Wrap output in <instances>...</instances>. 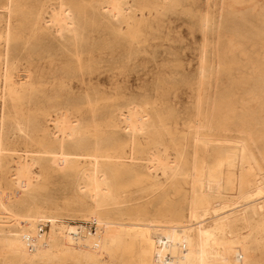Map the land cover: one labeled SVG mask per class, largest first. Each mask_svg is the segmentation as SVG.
<instances>
[{
    "label": "rangeland",
    "instance_id": "1",
    "mask_svg": "<svg viewBox=\"0 0 264 264\" xmlns=\"http://www.w3.org/2000/svg\"><path fill=\"white\" fill-rule=\"evenodd\" d=\"M114 3L118 10L111 9ZM4 27H10L5 48L17 74L28 72L31 79L17 85L18 96L0 83V264H47L28 251L24 259L15 258L4 238L29 228L43 236L35 243L47 240L51 222L76 226L81 240L104 228L131 239L121 233L146 219L180 232L209 226L230 212L240 216L246 204L236 198L237 182L226 185L224 161L227 150L240 142L263 170L252 163L247 172L238 161L237 174L241 167L244 177L255 173L264 188V0H0L1 33ZM38 72L44 74L40 80ZM62 99L68 123L74 129L88 125L65 136L64 150L83 151L72 146L75 135L91 149L97 135L102 146L117 153L102 159L120 161L110 180L115 199L97 207L101 223L91 215V199L85 197V207L75 200L78 193L88 194L83 179L63 168H42L52 155L28 149L44 125L57 133L54 120L40 122L38 112L48 110L55 119ZM92 111L98 129L90 126ZM132 112L142 118L137 131L125 128ZM77 117L83 118L80 126ZM111 117L118 127L104 126ZM30 158L34 163L18 173L19 164ZM220 160L221 192L202 214L193 205V194L203 191L194 171L199 168L204 178ZM20 178L26 186H17ZM253 198L261 202L264 193ZM31 202L43 213L32 229L8 216ZM252 219L264 223L262 214ZM257 237L255 230L249 234L250 260L264 264V244L259 246ZM130 248L101 252L95 264L135 263L136 241ZM50 260L90 264L68 257Z\"/></svg>",
    "mask_w": 264,
    "mask_h": 264
},
{
    "label": "bare ground",
    "instance_id": "2",
    "mask_svg": "<svg viewBox=\"0 0 264 264\" xmlns=\"http://www.w3.org/2000/svg\"><path fill=\"white\" fill-rule=\"evenodd\" d=\"M111 9L118 10V5L114 3L111 5ZM10 38V27H4L3 33L0 32V83H3L9 95L18 96L19 90L17 89V85L21 86L30 83L31 74L28 72L26 74H17L18 67L13 61V58L11 59L8 54L7 48H5ZM43 76L44 74L42 72H38L36 77L40 80ZM62 77L63 75H60V78ZM23 78H25L24 81H22ZM61 86L62 88L64 87L63 82ZM63 103H65V99H62L61 105L59 104L56 107L60 115H57L58 117L55 119L50 118L48 110L38 112L40 122L54 120L53 127L56 128L57 133H54L48 126L44 125L40 128L38 134L33 135V140L30 141L34 147L28 149L36 153L52 155L49 158L48 165H41L42 168H63L69 171L75 178L79 177L83 179V188L88 194L84 196L78 193L74 196L75 200L80 203V206L85 207V197L91 199L93 201L91 215L94 216L97 222L101 223L99 218L101 211L97 207L102 205L107 199H115L111 193L113 187L110 180L118 169L120 161L117 160L113 163H107V160L102 159V157H114L117 153L112 152V146H102L100 144V138L97 135L93 136L91 149L86 148L85 142L79 135H75L70 142L74 148L82 147L83 151L66 152L64 150L63 142L66 141L65 136H73V133L80 134L82 131L84 132V129L88 125L80 126L83 118L77 117L76 120L80 127L74 129L68 123L65 113L62 112L65 111ZM95 116L96 113L92 111V123L90 126L98 129L100 125L94 121ZM141 120L142 118L139 114H133V112L128 113L126 115L125 128L127 127L132 131H137L140 129L139 125ZM104 126H113L116 128L119 126V123L111 117ZM16 129H21L18 124L16 125ZM196 136L199 142L203 145L206 144V141L201 135L196 133ZM24 145L25 147H29L27 144ZM11 149L16 150L15 147ZM32 159L30 158L29 162L27 160L21 162L17 168V172L24 174L29 169V166L34 163ZM224 161L226 164V185L232 186L234 182H237L240 185V189L238 190L236 198L243 199L244 204H246L242 214L238 217L231 215L230 212L216 218L209 226L200 225L196 228L180 230V232L174 230L171 226L156 224L154 221L146 219L132 224L130 223L127 230L121 233L125 236H131V239H120L117 234L104 228V230L100 232L96 231L95 234L87 235V237H83L84 239L81 240L77 236L76 226L65 224L56 227L51 222L47 240L35 243L37 238L42 239L43 236L37 234L36 229L31 232L28 228L27 230L21 229L18 233H9L5 236L4 241L15 258L24 259L28 251L31 255H37L39 259L47 261V264H50V259L54 257H57L59 260H64L66 257L78 260L85 259L90 264H95V260L101 252L107 254L112 250L115 252H121L124 249L130 251L133 241H136L135 255L137 261L135 263L129 261L127 264H162L159 256L165 252L172 254L177 264H253L250 260L252 244L248 241L249 234L255 230V234L258 236L255 238V241L259 246L264 244V223L256 221L251 223L254 214L264 215V198L261 202H256V199L258 200L259 198L253 197H260L264 193V188L257 182L255 173L252 172L250 175L252 177L247 178L243 176L241 171L244 166L247 167V172L251 171L252 163L259 170H263V167L251 152L248 153L245 142H240L237 148L233 147L232 149H228ZM238 161L244 165L237 174L235 167ZM221 164L222 161L220 160L208 167L206 177L204 178L201 177L202 173L200 169L195 168L194 174L197 181L203 185V191L193 194V205L196 209H201L200 212L202 214L205 211L203 206L209 202L210 198H216L220 195L222 188L221 176L223 172L219 169ZM249 185L253 186L251 190L247 189ZM17 186H26V180L20 178ZM20 208L22 213L8 211V216L14 218L16 221L18 220V223L20 222L19 220H23L25 224H29L28 226L31 229L33 222L43 217L42 206L40 204L31 202L21 204ZM191 216L195 217V214L192 213ZM107 223L102 222L103 225ZM244 228H248L247 233L241 232ZM33 232H35V235H31ZM162 239H164V242H161ZM237 243L241 245L238 248L232 245ZM27 244H30L31 247H26Z\"/></svg>",
    "mask_w": 264,
    "mask_h": 264
},
{
    "label": "built area",
    "instance_id": "3",
    "mask_svg": "<svg viewBox=\"0 0 264 264\" xmlns=\"http://www.w3.org/2000/svg\"><path fill=\"white\" fill-rule=\"evenodd\" d=\"M161 242H164V239H162ZM159 260L162 264H177L174 256L169 252H165L164 254L159 256Z\"/></svg>",
    "mask_w": 264,
    "mask_h": 264
}]
</instances>
